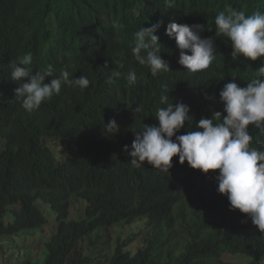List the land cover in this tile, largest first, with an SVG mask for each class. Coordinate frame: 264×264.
I'll use <instances>...</instances> for the list:
<instances>
[{
	"label": "trees",
	"instance_id": "trees-1",
	"mask_svg": "<svg viewBox=\"0 0 264 264\" xmlns=\"http://www.w3.org/2000/svg\"><path fill=\"white\" fill-rule=\"evenodd\" d=\"M229 8L251 15L264 12V0H174L171 8L164 0H0L5 97L0 102V244L42 231L49 219L41 205L54 216V233L41 254L13 264H223V255L264 259V234L245 214L229 210L227 197L216 192L215 172L203 174L186 161L181 165L178 156L169 174L146 161L133 167L123 150L130 149L143 125L157 124V109L167 106L160 103L161 94L169 95V104L190 108L193 120L181 135L196 130L202 117L224 114L219 97L224 82L235 79L245 87L258 77L264 58L232 60L230 41L216 36L214 18ZM157 21H162L155 33L160 55L170 71L153 77L131 49L134 33ZM170 22L204 26L202 38L211 37L216 47L207 69L190 73L178 64L175 40L165 35ZM27 53L33 70L52 66L59 76L66 69L73 77H87L89 87L62 85L38 110L26 111L15 97L18 85L10 72ZM113 70L121 75L108 84ZM129 71L136 74L133 85L126 79ZM113 119L119 131L105 134L103 126ZM249 132L251 146L264 150V130L250 125ZM78 201L86 203L83 219L70 220ZM115 227L130 232L114 239Z\"/></svg>",
	"mask_w": 264,
	"mask_h": 264
},
{
	"label": "clouds",
	"instance_id": "clouds-1",
	"mask_svg": "<svg viewBox=\"0 0 264 264\" xmlns=\"http://www.w3.org/2000/svg\"><path fill=\"white\" fill-rule=\"evenodd\" d=\"M164 3L171 8L174 0H164ZM161 24L162 21H157L149 27H141L134 33L131 49L140 65L149 66L153 77L170 71L160 55L161 44L155 34ZM214 24L216 36L223 35L230 41L232 60L241 56L252 61L264 58V12L247 15L245 11L229 8L227 14L220 11L215 16ZM202 31L203 25L176 22L168 23L165 28V35L174 39L179 49L178 64L190 73L207 69L216 58L214 40L202 38ZM32 61L31 53L24 54L17 58L10 72L11 79L18 85L14 89L15 97L28 112L38 110L43 102L58 95L62 85L81 91L89 87L85 76L73 77L66 69L55 76L52 66L33 70ZM104 66L107 67V63ZM257 71L258 77L245 87H240L235 79L224 82L219 92L224 114L214 112L210 118L202 117L195 124L196 130L181 135L177 133L186 122L193 120L190 108L180 102L169 104V95L161 94L160 103L167 106L157 109V124L143 125V130L136 132L130 149L125 145L123 150L131 157L129 163L133 167H141L146 161L155 170L169 174L172 158L178 156L181 165L186 161L190 168L203 174L215 172L216 192L227 197L229 210L245 214L264 234V150L251 146L253 137L249 132L250 125L264 130V64ZM120 75L113 70L106 82L112 84L113 78ZM46 78L51 79L45 82ZM126 79L129 85L135 84V72L129 71ZM103 127L105 134L119 131L114 119Z\"/></svg>",
	"mask_w": 264,
	"mask_h": 264
},
{
	"label": "rangeland",
	"instance_id": "rangeland-1",
	"mask_svg": "<svg viewBox=\"0 0 264 264\" xmlns=\"http://www.w3.org/2000/svg\"><path fill=\"white\" fill-rule=\"evenodd\" d=\"M4 100V92L2 90V85L0 82V102H3ZM61 150H54V155L59 156L61 154ZM38 203H40V201H38ZM85 206L86 203L84 201L73 202L69 219L75 221L83 219V210ZM14 209L16 208L14 207ZM41 210L46 218L49 219V224L46 225V227H44L42 231H37L32 233L31 235H27L26 238L14 237L11 242H1L0 264H13L15 263V261L28 259L30 257H37V254H41L43 250V242L47 241L54 233V226L52 224L54 216L51 213L49 206L41 205ZM128 228L131 229V231H133L134 229L133 226L131 228ZM128 228L115 227L113 231L114 239H116L117 237H121L122 239L123 237H126L130 232L128 231ZM113 248L114 247H111V250H113ZM78 253H80V251H78ZM222 262L223 264H264V259L255 260L242 255H223Z\"/></svg>",
	"mask_w": 264,
	"mask_h": 264
}]
</instances>
